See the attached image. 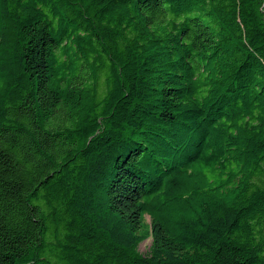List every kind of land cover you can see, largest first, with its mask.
I'll return each instance as SVG.
<instances>
[{
  "label": "trees",
  "instance_id": "trees-1",
  "mask_svg": "<svg viewBox=\"0 0 264 264\" xmlns=\"http://www.w3.org/2000/svg\"><path fill=\"white\" fill-rule=\"evenodd\" d=\"M0 264H264V0H0Z\"/></svg>",
  "mask_w": 264,
  "mask_h": 264
},
{
  "label": "rangeland",
  "instance_id": "rangeland-1",
  "mask_svg": "<svg viewBox=\"0 0 264 264\" xmlns=\"http://www.w3.org/2000/svg\"><path fill=\"white\" fill-rule=\"evenodd\" d=\"M146 220L148 221V218H146ZM149 244H150V241H144V242H142L141 244H140V246H139V251H141V252H145L146 251V248L149 246Z\"/></svg>",
  "mask_w": 264,
  "mask_h": 264
}]
</instances>
